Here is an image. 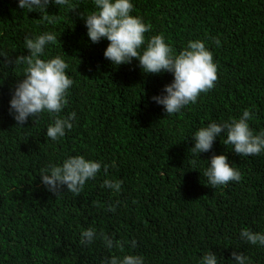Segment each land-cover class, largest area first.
Segmentation results:
<instances>
[{
    "label": "trees",
    "instance_id": "16d2710c",
    "mask_svg": "<svg viewBox=\"0 0 264 264\" xmlns=\"http://www.w3.org/2000/svg\"><path fill=\"white\" fill-rule=\"evenodd\" d=\"M73 2L85 15L94 10L92 0ZM132 3V15L152 25L146 37L162 35L177 54L196 39L213 52L216 86L179 114L167 115L151 99L173 81L171 73L145 74L135 59L112 65L104 57L109 42L91 43L84 20L65 8L50 5L57 20L47 24L38 12L20 9L18 0H0V52L27 55L26 37L54 32L57 43L42 58L68 63L74 84L60 116L76 113L73 128L58 141L46 136L54 119L48 113L16 126L9 102L27 66L0 63V264H76L71 253L209 251L218 264H234V251L264 264V246L240 238L244 228L264 233V153L240 156L223 144L226 134L209 152L190 150L200 128L238 119L245 109L254 114L248 121L254 134L264 131V0ZM214 154L226 155L243 179L212 188L203 173ZM72 156L108 165L107 174L102 168L78 196L66 186L56 196L41 183L40 170ZM105 179L123 181L121 191L101 187ZM89 228L98 238L82 245ZM151 232L160 234L157 245L146 248ZM101 233L122 241L123 251L105 247ZM170 235L165 245L163 236ZM133 240L142 251H134ZM79 264L92 261L83 257Z\"/></svg>",
    "mask_w": 264,
    "mask_h": 264
},
{
    "label": "clouds",
    "instance_id": "9594fccd",
    "mask_svg": "<svg viewBox=\"0 0 264 264\" xmlns=\"http://www.w3.org/2000/svg\"><path fill=\"white\" fill-rule=\"evenodd\" d=\"M94 10L85 15L73 0H18V7L27 12H38L40 22L54 24L55 15L48 13L50 5L65 8L84 20L87 36L91 43L96 44L106 39L109 43L104 51V57L112 65L131 64L135 59L145 74L157 75L171 73L174 77L170 84L164 86L162 94L151 97L158 105H162L167 115L179 114L182 109L196 104L202 93L206 94L216 86L218 81V65L214 62L213 52L202 40H189L187 47L178 54L172 46L165 42L162 35L146 37L152 30L150 23L145 24L143 18L132 15L135 10L132 0H92ZM217 47L221 46L219 38H213ZM57 36L54 32L45 31L34 38H25L27 55H19L13 59L6 52H0V63L6 66L26 65L24 76L18 80L10 100L9 112L21 126L29 120L40 117L43 113L52 116L53 123L47 127L46 136L52 141H58L73 128L76 113L71 112L66 117L60 113L68 105L69 89L74 81L66 74L69 65L60 56L43 59L46 47L55 45ZM254 114L245 109L238 119H230L222 123L211 122L206 127L195 132L192 140L193 154L209 152L217 137L226 134L224 145H232L233 151L240 156H255L264 153V131L254 134L248 121ZM195 163V161H193ZM103 168L105 174L108 165L100 161L88 160L84 156H72L65 159L62 165H49L40 170L41 183L46 189L58 196L67 191L79 195L87 181L97 177ZM203 175L212 188L226 187L230 182H240L242 173L231 166L226 155H213L209 166ZM123 181L105 179L101 187L111 189L114 193L121 191ZM116 206L110 205L108 211L115 212ZM146 232L142 230L141 233ZM105 247L119 248L123 251L124 244L108 236L100 234ZM151 232L145 236L148 245H157ZM98 238L94 228L82 232L80 243L88 245ZM241 240L252 245L264 246V233L253 232L248 228L240 232ZM167 245L173 240L172 235L163 236ZM134 251H142L143 247L131 241ZM79 264L84 257L92 264H218L217 255L207 253H71ZM234 264H252L243 253H232Z\"/></svg>",
    "mask_w": 264,
    "mask_h": 264
}]
</instances>
